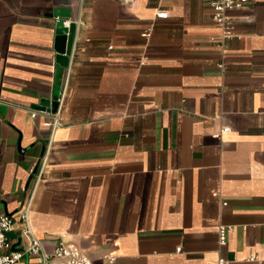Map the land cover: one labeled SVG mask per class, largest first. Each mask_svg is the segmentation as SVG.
<instances>
[{
    "label": "crops",
    "instance_id": "obj_1",
    "mask_svg": "<svg viewBox=\"0 0 264 264\" xmlns=\"http://www.w3.org/2000/svg\"><path fill=\"white\" fill-rule=\"evenodd\" d=\"M55 9L75 28L50 130L30 112L51 98ZM227 16L222 51L202 0H0V215L28 205L45 253L92 264H264V0Z\"/></svg>",
    "mask_w": 264,
    "mask_h": 264
},
{
    "label": "built area",
    "instance_id": "obj_2",
    "mask_svg": "<svg viewBox=\"0 0 264 264\" xmlns=\"http://www.w3.org/2000/svg\"><path fill=\"white\" fill-rule=\"evenodd\" d=\"M133 0H121L124 4H129ZM209 4L212 10V19L218 26L219 33L216 39V43L219 48H225L226 42L234 36V22L227 16L229 10H240L246 7L251 0H202ZM157 19H165L166 13L159 11L155 14ZM69 21L63 22L65 28L68 27ZM143 37H147L148 33H143ZM222 67V65H220ZM59 96V95H58ZM56 109L53 113L45 111H31L30 116L33 118L36 114H42L47 116V119L43 122V126L53 130L60 124L58 105L60 103L59 97L56 101ZM230 128H223L220 134L229 133ZM219 134V136H220ZM44 166V160H42L37 168L31 173H35L36 179L39 178ZM17 223L19 226L20 235H22L26 244L22 250L13 251L10 250V241L5 234L11 233L13 225ZM226 227L219 226L217 231V239L219 246L225 245ZM23 255H27L35 260L36 264H52L53 261H58L59 264H92L90 259L82 254L80 250L71 243L59 242L51 251L47 254L43 251L40 242L34 238L32 231L28 225V205L22 206L14 215H0V264H19ZM254 260V259H253ZM114 257L105 255L101 258L99 264H113ZM215 264H228L223 259H219Z\"/></svg>",
    "mask_w": 264,
    "mask_h": 264
},
{
    "label": "water",
    "instance_id": "obj_3",
    "mask_svg": "<svg viewBox=\"0 0 264 264\" xmlns=\"http://www.w3.org/2000/svg\"><path fill=\"white\" fill-rule=\"evenodd\" d=\"M51 18L54 19L53 25V41L52 50L53 56V76H52V91L51 98L39 103L34 109L53 113L56 109V99L61 92V82L63 70L67 67L69 54L71 51L74 24L69 22L68 27L63 26V22L67 20L68 14L64 9H55L52 11ZM7 238L13 239L15 236L12 233L5 234ZM20 238H16V243L10 247L13 250L15 245H18ZM15 251V250H13Z\"/></svg>",
    "mask_w": 264,
    "mask_h": 264
}]
</instances>
